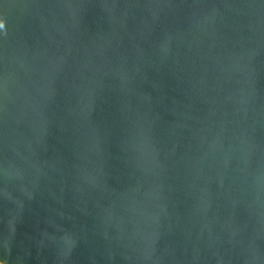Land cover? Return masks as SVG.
<instances>
[{"label": "water", "instance_id": "95a60500", "mask_svg": "<svg viewBox=\"0 0 264 264\" xmlns=\"http://www.w3.org/2000/svg\"><path fill=\"white\" fill-rule=\"evenodd\" d=\"M0 264H264V0H0Z\"/></svg>", "mask_w": 264, "mask_h": 264}]
</instances>
